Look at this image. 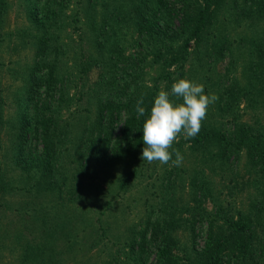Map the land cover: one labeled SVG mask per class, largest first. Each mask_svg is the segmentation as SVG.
Wrapping results in <instances>:
<instances>
[{
  "label": "trees",
  "instance_id": "obj_1",
  "mask_svg": "<svg viewBox=\"0 0 264 264\" xmlns=\"http://www.w3.org/2000/svg\"><path fill=\"white\" fill-rule=\"evenodd\" d=\"M62 2L64 0H46L41 4V11L36 7L31 13L41 30L33 38L35 56L21 87L25 100L15 127V144L20 151L18 158L31 152L33 145L32 155L28 153L24 164L21 162L27 171L33 167L36 173L33 181L41 179L46 181L42 188L56 186L60 189L62 179L68 177V167L62 165L63 174L57 181L54 176L58 170L56 152L69 137L77 148V165L69 175L72 179L89 172L91 163L109 165L126 154L136 157L143 142V121L154 96L161 89L170 91L172 82L183 78L182 70L191 50L190 44L200 50L198 43H201L203 34L213 24L216 27V22L221 23L219 15L226 3L230 8L227 13L230 23L246 28L240 40H244L248 30L252 34L241 46L244 47L241 72L245 81L239 83L235 76H228L229 82L225 83V73V79L220 71L216 75L215 95L218 100L215 103L228 114L230 126L221 130L218 124H202L194 138L185 139L182 135L180 138L190 148L201 149V160L207 156L223 164L237 162L244 147L250 170L254 169V173L264 177V0H75L72 27L78 30L79 36L84 27L92 40L86 35L83 45L79 43L80 53H73L71 64L75 69L79 66L77 80L84 75L87 80L90 74L94 76L87 87L76 88L72 93L64 81V75L70 70L65 68L69 57L65 58L58 47L61 41L55 32L59 29L56 18ZM3 10L4 0H0V16ZM127 34L132 50L125 52ZM83 37L81 34V40ZM228 43L223 37L216 36L208 43L209 47L204 44L208 47L210 63L222 58L225 49L228 56L232 54L230 46H226ZM152 65L156 73L151 82L146 83L143 79L147 72L145 67ZM227 70L228 66L225 72ZM81 82L83 85L84 79ZM240 97L245 99L244 108L254 109V124L239 118L237 111L233 110ZM140 98H143L145 116H139L136 111ZM75 101L76 105L70 111L76 117L77 131L72 133L69 130L72 121L60 123L58 113L60 107H67ZM79 101L80 106H77ZM162 171L165 176L169 174L166 169ZM121 178H117L120 180L118 186L125 184ZM72 179L68 183L73 185ZM261 184V197L250 203L249 207L254 208L253 212L249 208L250 214L244 211L232 218L222 213L220 206L208 214L205 209H198V203L193 205L192 215L205 218L207 227L200 248L186 264H223L228 256L236 254L253 264H262L254 259L257 254L264 260V230L262 236L257 234L261 215L264 223V181ZM87 188H94L91 182L87 183ZM112 196L104 200L106 204L99 209L100 213L105 208H112ZM171 215V211L160 216L150 210L141 222L128 228L123 239L126 248L124 264L173 263L171 231L175 219ZM94 220L100 228L103 227L99 216ZM149 249L153 257L147 262Z\"/></svg>",
  "mask_w": 264,
  "mask_h": 264
},
{
  "label": "rangeland",
  "instance_id": "obj_2",
  "mask_svg": "<svg viewBox=\"0 0 264 264\" xmlns=\"http://www.w3.org/2000/svg\"><path fill=\"white\" fill-rule=\"evenodd\" d=\"M45 1L4 0V10L0 16V264H124L126 248L123 239L127 230L133 223L142 221L150 210L160 216L166 211L172 212L171 217L175 219L171 231L174 239L172 264H186L195 250L200 248L207 227L205 218L192 215L193 205L198 203V209L203 208L208 214L220 206L221 212L232 218L244 211L250 214V203L261 197L259 186L264 177L254 173V169L250 170L244 147L237 162L225 165L207 156L201 160V149L190 148L178 137L173 148L183 156V163L179 167L171 162L162 165L158 161L148 163L142 160L145 146L142 142L136 157L131 158L126 154L109 165L91 163L89 172L72 179L69 175L77 165V148L69 137L67 142L58 146L56 152L58 170L54 176L57 181L63 174L62 165L68 167V177L62 179L60 189L56 186L53 189L42 188L46 181L41 179L33 181L36 178L33 167L27 171L21 166L27 154L32 155L33 145L31 152L18 158L20 151L15 144V127L25 100L21 87L35 56L32 41L41 30L31 13L36 7L40 10ZM75 4V0H64L59 4L62 5L56 18L59 29L55 31L61 41L58 47L65 58L69 57L65 68L70 70L64 75L69 93L76 88L87 87L94 76L90 74L87 80L84 75L77 80L79 66L75 69L71 64L73 53H80L79 43L83 45L86 35L92 40L90 32L84 27L82 40L78 30L72 27L71 13L75 10ZM227 5L221 8V23L216 22V27L213 24L203 34L201 43H198L200 50L190 44L191 50L182 70L183 78L202 83L206 94H215L218 71L224 79L227 76L225 83L229 82L228 76H235L239 83L245 81L241 72L244 61L241 53L244 47L241 46L252 34L248 30L244 40H240L246 28L232 21L230 23L227 18L230 8ZM216 36L229 42L226 46H230L232 54L228 56L227 49L222 48L226 54L210 63L208 43ZM126 38L124 51L128 52L132 48L128 34ZM204 44L208 47H204ZM226 66L228 70L225 72ZM145 68L147 72L143 79L150 83L156 69L154 65ZM164 82L160 86L163 87ZM244 102L245 99L240 97L237 108L233 106V110L237 111L239 118L254 124V109L244 108ZM75 105L76 101L67 107H60L58 113L60 123L72 121L74 127L69 128L72 133L77 131L74 125L77 123L76 117L70 111ZM77 106H80V101ZM228 120V114L213 103L202 124H218L222 130L230 126ZM163 169L169 172L167 176L163 174ZM117 178L124 179L125 184L118 186L120 180ZM69 179L73 180V185L68 183ZM88 182L94 188L88 189ZM110 195H113L112 208H105L100 213L99 209L103 208L106 204L104 200ZM250 209L253 212L254 208ZM96 216H99L102 228L94 220ZM261 216L257 232L259 236L263 235L264 230ZM148 253L147 262L153 257L151 249ZM254 259L263 264L260 255L254 254ZM223 264L253 263L236 254L234 257L228 256Z\"/></svg>",
  "mask_w": 264,
  "mask_h": 264
},
{
  "label": "clouds",
  "instance_id": "obj_3",
  "mask_svg": "<svg viewBox=\"0 0 264 264\" xmlns=\"http://www.w3.org/2000/svg\"><path fill=\"white\" fill-rule=\"evenodd\" d=\"M218 97L206 94L202 83L188 78L176 79L169 90H159L153 98L151 108L143 121L142 160L160 164L171 162L181 166L183 156L178 149L173 148L181 135L194 138L201 130L202 121L206 118L210 105ZM143 98L137 101L136 111L139 116H145ZM173 155L175 159H173Z\"/></svg>",
  "mask_w": 264,
  "mask_h": 264
}]
</instances>
